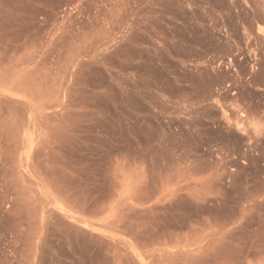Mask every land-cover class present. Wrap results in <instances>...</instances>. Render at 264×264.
Instances as JSON below:
<instances>
[{
	"label": "rangeland",
	"instance_id": "1",
	"mask_svg": "<svg viewBox=\"0 0 264 264\" xmlns=\"http://www.w3.org/2000/svg\"><path fill=\"white\" fill-rule=\"evenodd\" d=\"M0 264H264V0H0Z\"/></svg>",
	"mask_w": 264,
	"mask_h": 264
}]
</instances>
